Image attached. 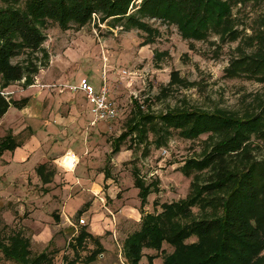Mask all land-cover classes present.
<instances>
[{
	"label": "trees",
	"instance_id": "obj_1",
	"mask_svg": "<svg viewBox=\"0 0 264 264\" xmlns=\"http://www.w3.org/2000/svg\"><path fill=\"white\" fill-rule=\"evenodd\" d=\"M135 1L24 0L20 6L19 0H0L2 87L28 80L29 72H35L31 58L23 64H12L11 60L25 51L29 54L27 59L40 49L47 22L62 30H68L70 24L76 29L82 28L91 21L98 27L107 23L109 28L136 29L146 34L145 45H148L157 31L142 20L155 19L174 26L185 41H204L209 35L222 41L235 39L238 34L233 7L257 0H140L134 6ZM130 9H133L131 13ZM255 26L252 37L246 41L252 48L251 53L233 60L227 72L264 83V13ZM174 86L188 88L192 84H186L172 71L160 94L166 95ZM8 107L9 103L0 96V118ZM155 120L156 124L148 127ZM148 129L162 134L172 129L184 140L202 135L206 139L199 157L186 160L180 169L185 177L194 172L185 198L160 205L154 201L153 213H146L144 207L147 197L157 190L155 184L146 185L133 168L140 226L124 239L127 261L138 264L143 249L161 255L166 245L171 252L165 253L161 264H264V95H253L240 113L181 104L152 115L137 107L135 115L127 120L124 133L112 142L111 153H117L119 145L128 137L133 142L136 139L142 142ZM100 132L97 129L94 134ZM15 146L10 137L0 139V152L13 150ZM104 178L108 179V174ZM157 207L159 213L155 211ZM86 238L96 241L81 232L77 244ZM9 241V246L0 243L5 260L49 264L44 254L30 258L26 243L19 238ZM99 253L93 251L86 262L93 261ZM147 259L146 264H151L153 257Z\"/></svg>",
	"mask_w": 264,
	"mask_h": 264
},
{
	"label": "rangeland",
	"instance_id": "obj_2",
	"mask_svg": "<svg viewBox=\"0 0 264 264\" xmlns=\"http://www.w3.org/2000/svg\"><path fill=\"white\" fill-rule=\"evenodd\" d=\"M23 1L19 0L20 6ZM139 2L140 0H136L133 5L137 6ZM132 11L133 9H130L129 13ZM263 13L264 0L237 4L233 7L232 14L238 34L235 39L222 41L214 35H209L204 41H185L180 38L174 26H168L155 19H143L151 30L157 31L152 43L148 45H145L146 34L136 29L125 31L119 26L109 28L107 23H102L98 27L95 21H91L82 28L76 29L70 24L68 30H62L56 24L47 22L42 30L45 40L40 49L27 59L29 54L25 51L12 59L11 63L23 64L25 60L29 62L28 59L31 58L36 70L29 72L31 73L28 74L29 81L37 79L40 82L46 74L45 81H53L55 79L53 75L58 73L57 78H64L65 82L71 77L78 76L77 83L72 79L69 84L77 85L81 79H86L95 92L102 87L109 91L108 97L115 107L116 118L110 123L100 124L97 127L102 131L100 134L86 136V143L95 137L94 142L90 144L89 156L96 166V174L103 170L104 175L108 174L109 186L115 200L119 201L112 204L115 206L112 207L115 213L125 207L128 214L132 213L131 209H138L137 190L133 187L132 179L133 168L138 171L146 185L155 184L157 190L147 197L144 207L146 213H153L154 201L160 205L185 198L194 172L185 177L180 169L186 160L199 157L206 135L194 140H184L172 129L166 134L154 133L148 129L147 136L142 142L137 139L133 142L128 137L122 141L115 154L111 153L112 142L124 133L126 122L135 115L137 107L144 113L152 115L163 113L181 104L209 111L218 108L240 113L253 95H264V83L245 75L232 76L227 72L233 60L251 53L252 48L246 41L252 37L256 29L255 23ZM156 54L160 56H154ZM123 71L129 73L126 78H121ZM172 71H176L181 80L186 84L191 83L192 86L188 88L174 86L166 95H161L160 90L167 85ZM93 80L96 81V85L92 83ZM24 82L22 79L18 84L12 85L23 88ZM1 84L0 82V96L11 101L13 93L5 92L11 83L3 87L4 89ZM84 99L82 98V101L85 103ZM155 124L156 120L148 124V127L151 128V125ZM108 188L103 184L101 192L107 193ZM120 203L122 207H118ZM155 211L159 213V207ZM134 215L130 218L129 225L116 222L114 230L118 234L116 237L112 235L116 256L112 257V264H130L125 257L123 242L125 237L139 229L138 210L137 213L134 211ZM74 220L79 226L80 218ZM84 221L86 226L87 220ZM73 239H65L67 250L71 251L74 246ZM9 244L6 243L7 246ZM96 244L97 241L94 243L95 247ZM94 245L90 246L92 250L96 249ZM163 248L165 250L161 255L143 249L139 263H148L149 256L153 257L151 264H161L165 253L171 252L166 245ZM92 250H87L86 246L79 249L78 258L82 259L79 253L85 252L88 255ZM42 254L47 258L50 256L48 252ZM74 258V255L68 254L66 260L63 259L65 260L63 264L73 261ZM48 261L49 264H55L53 258H48ZM77 264L86 263L81 260Z\"/></svg>",
	"mask_w": 264,
	"mask_h": 264
},
{
	"label": "crops",
	"instance_id": "obj_3",
	"mask_svg": "<svg viewBox=\"0 0 264 264\" xmlns=\"http://www.w3.org/2000/svg\"><path fill=\"white\" fill-rule=\"evenodd\" d=\"M46 75L40 82L23 79V88L11 83L5 91L13 94L11 101L5 99L9 107L0 118V139L10 137L16 146L0 152V243L7 246L9 239L19 238L31 257L48 252L55 264H63L68 254L75 258L67 264H112L116 222L129 225L138 209L128 214L125 207L115 213L112 204L119 201L105 172H95L89 156L95 137L86 143V136L92 137L101 123L90 126L91 106L81 92L70 91L76 85L69 81L77 83L78 76L65 82L55 73V79L46 82ZM103 184L109 187L107 193L101 192ZM75 218L86 219L87 225L78 226ZM81 232L94 237L96 247L91 238L78 245ZM65 239H73L71 251ZM85 246L92 251L79 253L80 259L77 252ZM95 250L100 253L87 263ZM0 264L18 263L5 260L0 252Z\"/></svg>",
	"mask_w": 264,
	"mask_h": 264
},
{
	"label": "built area",
	"instance_id": "obj_4",
	"mask_svg": "<svg viewBox=\"0 0 264 264\" xmlns=\"http://www.w3.org/2000/svg\"><path fill=\"white\" fill-rule=\"evenodd\" d=\"M121 78H126L129 73L123 71ZM71 90H78L82 92L86 98V101L91 106V113L93 119L90 126L97 123H108L116 118V110L113 103L108 97V92L105 87H102L99 91H96L90 86L86 79H81L76 87H70ZM165 152L163 151V154ZM79 225H84V221L80 219Z\"/></svg>",
	"mask_w": 264,
	"mask_h": 264
}]
</instances>
